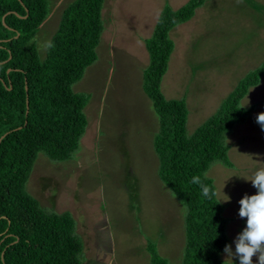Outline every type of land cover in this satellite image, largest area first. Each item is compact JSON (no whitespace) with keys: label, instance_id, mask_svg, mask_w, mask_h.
<instances>
[{"label":"rangeland","instance_id":"374dc122","mask_svg":"<svg viewBox=\"0 0 264 264\" xmlns=\"http://www.w3.org/2000/svg\"><path fill=\"white\" fill-rule=\"evenodd\" d=\"M72 1L50 0V13L35 36L40 58ZM187 1L104 0L97 59L72 85L87 97L79 147L63 161L39 152L33 164L25 188L48 211L72 214L83 244L82 264H149L148 240L169 264L182 262L186 208L158 177L153 138L159 118L142 84L149 63L145 39L159 13L166 4L178 9ZM249 1L206 0L169 33L174 49L161 91L167 99L185 100L189 135L264 61V0H252L258 6ZM247 100L248 118L225 138L233 166L216 161L206 172L218 200L230 197L221 203L233 252L234 240L246 226L238 202L255 194L248 179L264 168V130L255 119L264 112V75L240 105ZM221 258L239 264L236 256L231 260L223 252ZM253 264H258L255 256Z\"/></svg>","mask_w":264,"mask_h":264},{"label":"trees","instance_id":"16d2710c","mask_svg":"<svg viewBox=\"0 0 264 264\" xmlns=\"http://www.w3.org/2000/svg\"><path fill=\"white\" fill-rule=\"evenodd\" d=\"M206 0H188L178 9L166 4L145 39L149 63L143 90L159 118L153 138L158 177L186 208L181 264H232L221 258L229 244L225 205L216 194L204 197L192 183L218 161L233 166L227 134L250 110L240 101L264 75V61L247 73L215 114L191 135L184 99H167L161 80L174 49L170 31L193 17ZM258 6L254 1H249ZM104 0H73L61 12L51 48L40 58L36 33L50 13V0H0V264H82V240L68 211L50 212L25 185L39 152L52 161L70 159L85 132L87 97L72 85L97 59L103 32ZM219 202V203H218ZM149 264H169L147 241Z\"/></svg>","mask_w":264,"mask_h":264},{"label":"clouds","instance_id":"9594fccd","mask_svg":"<svg viewBox=\"0 0 264 264\" xmlns=\"http://www.w3.org/2000/svg\"><path fill=\"white\" fill-rule=\"evenodd\" d=\"M53 46L51 41L46 44L48 48ZM247 103L248 100L242 107ZM255 119L264 130V112L258 113ZM248 180L257 191L252 195L245 194L238 202L240 205L238 215L240 218H246V226L234 240L235 251L233 252L231 245L228 244L224 246L223 251L231 260L236 256L239 264H253L254 256L257 257L258 264H264V168H259ZM192 183L200 186L204 197L210 198L216 194L210 186L204 184L200 176H193ZM224 196L226 199H221L219 202L230 200L226 194Z\"/></svg>","mask_w":264,"mask_h":264}]
</instances>
